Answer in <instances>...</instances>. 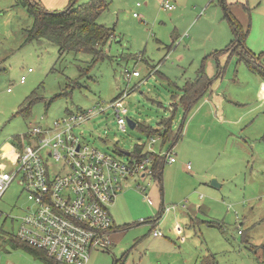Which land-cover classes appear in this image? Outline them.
Returning <instances> with one entry per match:
<instances>
[{
  "label": "rangeland",
  "instance_id": "374dc122",
  "mask_svg": "<svg viewBox=\"0 0 264 264\" xmlns=\"http://www.w3.org/2000/svg\"><path fill=\"white\" fill-rule=\"evenodd\" d=\"M59 1L44 0V5L48 9ZM235 1L250 8V22L256 20V10L264 12V0ZM138 2L142 7L135 6ZM61 6L52 10L62 11ZM26 7L23 0H0L2 147L28 132L32 124H48L78 107L105 106L125 90L130 91L122 99L128 117L154 128L173 114L171 104L183 78L195 75L198 45L176 40L168 21L170 11L154 0H108L97 21L113 28V36L103 47V57L94 62L90 54L81 52L60 58L58 47L46 40L25 42L31 25ZM134 12L140 18L133 17ZM221 56L220 62L210 56L215 66L206 93L209 107L192 118L203 96L185 117L182 105L174 112L172 129L183 122L182 135L173 146L176 162L165 163L162 189L151 176L128 179L108 207L120 234L112 237L108 249H92L87 264L116 260L122 264H264V103L245 75L252 80L260 77L236 56L225 52ZM146 62L159 64L156 70L163 77L148 75ZM125 67L140 75L128 82ZM22 75L25 81L20 83ZM34 91L40 99L30 102ZM23 104L28 108L19 113ZM73 132L123 160L127 156L117 150L130 152L135 144L145 143L161 153L171 144L161 148L159 138L148 145L149 137L139 127L121 132L110 108ZM212 179L218 187L211 185ZM138 184L146 186L151 203ZM162 201L164 207L175 209L164 210L154 227L151 222ZM31 204L14 179L0 199V264H63L42 260L8 240L17 226L11 218L26 213ZM176 225L183 234L174 233ZM154 229L163 235L153 236Z\"/></svg>",
  "mask_w": 264,
  "mask_h": 264
},
{
  "label": "built area",
  "instance_id": "2783aa9c",
  "mask_svg": "<svg viewBox=\"0 0 264 264\" xmlns=\"http://www.w3.org/2000/svg\"><path fill=\"white\" fill-rule=\"evenodd\" d=\"M161 6L166 10L176 7L170 0H162ZM133 16L138 14L134 12ZM31 71L32 68L27 69ZM124 73L128 82L140 75L138 70L126 67ZM19 81L23 83L25 75ZM129 92H121L105 106L78 107L48 124H32L28 132L0 146V199L17 178L24 196L32 203L26 213L11 218L17 224L14 234L20 241L43 250L55 262L87 264L92 249H108L114 227L109 205L128 179H144L152 174L150 157L135 159L129 154L123 160L73 132L74 127L109 108L118 129L126 132L128 109L122 99ZM158 140L159 137H150L149 144ZM149 151L164 156L168 163L176 161L171 146L161 153ZM137 188L151 203L146 186L138 184ZM152 235L162 236V232L154 229Z\"/></svg>",
  "mask_w": 264,
  "mask_h": 264
},
{
  "label": "trees",
  "instance_id": "16d2710c",
  "mask_svg": "<svg viewBox=\"0 0 264 264\" xmlns=\"http://www.w3.org/2000/svg\"><path fill=\"white\" fill-rule=\"evenodd\" d=\"M27 6V12L31 17V25L26 29L25 42H36L40 44L43 40L53 43L58 47L60 58L68 52L86 53L91 55L92 62L103 57L104 45L113 36V28L104 25L97 21L99 15L108 8V0H89L87 2L77 3L74 1L73 5L69 0L65 6V10H49L45 8L39 0H23ZM224 9L226 12L227 22L232 30L233 39L220 52L228 53L229 56H236L238 61L244 65L254 74L258 75L264 80V52L254 54L246 47V39L250 30V8L243 4L246 14L248 15V22L243 26L233 15L230 6L223 0ZM58 11V12H57ZM211 79L205 74L203 67L198 71V75L192 81H187L181 88V94L176 96L177 102L172 103L173 111L171 116L163 117L156 127H152L149 123H136L135 127L144 132L150 137H159L162 145L166 142H171L170 146L181 138L182 124L177 130L172 129V122L174 112L178 105H183L184 117L188 114L192 104L206 95L209 89ZM34 91L29 97L30 102L39 100ZM26 101L29 103V101ZM28 107L23 104L19 107L18 112L24 113ZM70 110H67L68 112ZM184 121V120H183ZM264 140V136H263ZM122 151H118L120 155ZM143 157H150L153 160L151 177L156 179L157 183L161 184L163 169L165 166V158L162 155L145 150V143L135 144L130 151V158L140 159ZM156 219L152 220L154 225ZM8 240L14 247H21L29 254L37 256L42 260L55 262L48 258L45 252L41 249L35 248L20 241L15 234H8ZM120 260L114 261V264H122Z\"/></svg>",
  "mask_w": 264,
  "mask_h": 264
},
{
  "label": "crops",
  "instance_id": "0c3cea01",
  "mask_svg": "<svg viewBox=\"0 0 264 264\" xmlns=\"http://www.w3.org/2000/svg\"><path fill=\"white\" fill-rule=\"evenodd\" d=\"M39 1L42 3L44 7L45 5L47 6L44 0H39ZM154 1L156 3H160L161 5L162 0H154ZM170 1L176 5L174 9L167 10L170 11L168 14L169 16L168 21L169 24L171 25L172 33L175 34L176 36L175 37L176 40L178 41L183 40L189 44L195 43L198 45V50H199V58H198L199 60H196L192 67L195 71V75L187 78L186 77L183 78L181 85L177 87L179 92L175 95L178 96L179 98V95L181 94L180 88L187 81H192L193 79H195L201 67H203V70L208 77L213 73V69L215 65L214 62L210 61L211 60L210 56H213L214 58L216 56V59L218 60V62H220L222 57L221 55L223 54V52L220 51L224 50L225 47L233 39V33L227 22L226 12L224 9L223 2H221V0H218L215 3H213V0H170ZM68 2L69 0H61L58 3L53 4V6L62 5L61 7H65L68 4ZM225 2L230 6V10L233 13V15L236 17V19L243 26H246L248 22V15L246 14L245 9L243 8V3L237 2L235 0H225ZM53 6L49 7L50 10L56 8ZM135 6L142 7L141 4L137 5V3L135 4ZM204 7H206V9H204ZM222 10H223V15H222ZM203 11L204 13H202ZM254 15L256 16V20L254 21L252 18V21L250 22V30L246 39V47L254 54H258L260 52H264V12L256 10ZM136 18H140V16L138 15ZM179 57H182V55ZM145 65L148 71L147 73L148 75L159 73V71L156 70V68L159 67V64L150 65L149 62H146ZM159 74L163 77V74L161 73ZM245 74L246 73H244V75ZM245 76L248 77L250 81H252L251 84H252V88L255 89L256 97H260V98L262 97V103H264V96H262L264 95V80L261 77L260 80L258 79L252 80V78L249 77V75H245ZM205 96L206 95H204V98H202V100L198 102V104L196 105V109L193 113L192 118L195 115H197L204 107L206 106L209 107L208 106L209 96L206 97ZM178 98H176L175 103L177 102ZM196 102L197 100L192 104V107L193 105H195ZM148 145H153V144H148ZM163 145L161 144V148H163ZM150 149H152L151 146L147 148L145 147V150L149 151ZM123 152L121 153L123 154ZM161 180L163 181V174ZM162 181L161 184L159 185L160 189H162ZM170 209H175V207L174 206L164 207L162 201L160 204V212L158 213L155 219L157 220L164 210L169 211ZM156 223L157 222H155L154 225H156ZM174 233L176 235L183 234V231L179 225L175 226ZM116 234L119 235L120 230L117 229V227L114 225L111 233V238L115 237Z\"/></svg>",
  "mask_w": 264,
  "mask_h": 264
},
{
  "label": "water",
  "instance_id": "95a60500",
  "mask_svg": "<svg viewBox=\"0 0 264 264\" xmlns=\"http://www.w3.org/2000/svg\"><path fill=\"white\" fill-rule=\"evenodd\" d=\"M74 1H75V0H73V1L70 3V5H69L68 7H66V9H68L71 5H73ZM221 2H223V0H221ZM64 10H65V9H64ZM64 10H63V11H64ZM63 11H62V12H63ZM127 125H128L129 128L133 129V128H135V126H136V122L133 121L131 118L127 117ZM123 154L126 155V156H129L130 153H129L128 151H124ZM211 185H213V186H215V187H218V186H219V184L217 183V181H216L215 179H212V181H211Z\"/></svg>",
  "mask_w": 264,
  "mask_h": 264
}]
</instances>
